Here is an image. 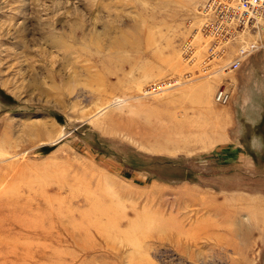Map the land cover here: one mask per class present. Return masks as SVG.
Returning <instances> with one entry per match:
<instances>
[{
	"label": "rangeland",
	"instance_id": "1",
	"mask_svg": "<svg viewBox=\"0 0 264 264\" xmlns=\"http://www.w3.org/2000/svg\"><path fill=\"white\" fill-rule=\"evenodd\" d=\"M208 1L0 0V264H264V6Z\"/></svg>",
	"mask_w": 264,
	"mask_h": 264
},
{
	"label": "built area",
	"instance_id": "2",
	"mask_svg": "<svg viewBox=\"0 0 264 264\" xmlns=\"http://www.w3.org/2000/svg\"><path fill=\"white\" fill-rule=\"evenodd\" d=\"M263 4L264 0H209L206 11L214 14V18H220L222 22L228 24V28H231L233 18H239L241 23H246L252 13L262 10ZM239 64V62H235L234 65L237 67ZM230 97L231 95L225 87L219 88L216 93V100L220 104H226Z\"/></svg>",
	"mask_w": 264,
	"mask_h": 264
},
{
	"label": "bare ground",
	"instance_id": "3",
	"mask_svg": "<svg viewBox=\"0 0 264 264\" xmlns=\"http://www.w3.org/2000/svg\"><path fill=\"white\" fill-rule=\"evenodd\" d=\"M263 6H264V4H263ZM246 53H247V51H242V50H241V57L244 56V55H246ZM237 62L240 63V60H238ZM229 94H230V93H229ZM216 101H217V100H216Z\"/></svg>",
	"mask_w": 264,
	"mask_h": 264
}]
</instances>
